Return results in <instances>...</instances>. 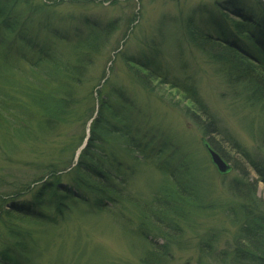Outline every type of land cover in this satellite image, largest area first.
<instances>
[{
	"label": "rangeland",
	"instance_id": "374dc122",
	"mask_svg": "<svg viewBox=\"0 0 264 264\" xmlns=\"http://www.w3.org/2000/svg\"><path fill=\"white\" fill-rule=\"evenodd\" d=\"M25 1L14 6L9 18L16 26L13 38L0 30V250L12 245L4 225L10 203L4 201L31 204L34 192L47 181L72 187L69 171L76 149L99 119L101 134L109 141L104 150L127 159L132 168L125 175L134 197L142 203L150 200L158 186L169 185L164 164L171 168L186 159L196 165L194 177L207 193L201 206L188 221L177 223L181 230L169 243L150 226L139 228L136 210H127L123 220L88 203H73L59 215L49 209L47 222L21 225L31 236L30 258L22 256L17 263L146 264L142 258L151 242L167 244V249L147 264H223L221 257L232 256L235 235L247 224L241 212L246 205L230 194L229 184L243 178L256 182V197L264 201V180L252 168L264 164V105L261 96L250 95H262L260 91H251V83L235 82L229 68L195 47L189 32L196 29L215 40L223 34L246 55L257 56L256 46L264 44L259 31L264 30V9L258 1L264 7V0H46L52 5L44 8L39 7L43 0ZM239 22L255 37L237 38L234 27ZM93 32L101 35V50L84 53L78 47ZM24 35L30 48L17 38ZM41 50L52 52L62 64L82 60L77 79L65 86L67 102L52 104V98L44 97H52L59 76L50 75L48 70H54L44 63L30 65ZM128 63L155 69L153 83L134 74ZM156 79L160 82L154 84ZM192 89L215 119L213 132L204 134L180 109L185 105L181 93L188 97ZM125 127L132 128L137 145L148 143L154 151L143 157L134 144L138 161L134 155L129 163L123 140L108 136ZM205 144L220 156L223 171ZM161 148L164 158L158 160L155 149Z\"/></svg>",
	"mask_w": 264,
	"mask_h": 264
},
{
	"label": "trees",
	"instance_id": "16d2710c",
	"mask_svg": "<svg viewBox=\"0 0 264 264\" xmlns=\"http://www.w3.org/2000/svg\"><path fill=\"white\" fill-rule=\"evenodd\" d=\"M20 1L22 2V0H0V30L10 35V39L13 38V32L16 30V26L9 18L12 15L14 6ZM28 1L29 0H26L25 2ZM51 5L50 2L43 0L42 4L38 6H43L44 8ZM258 5L264 9L260 1H258ZM31 7L32 5L30 8ZM33 7L35 8L34 4ZM26 25L29 27V25L24 22L23 27H26ZM112 25L113 24H108V27ZM241 27L249 26L242 23L240 24V22L236 24L234 27V34L237 38L240 37V39L243 40L244 38L248 39L250 37H255L249 32V28L246 29ZM259 31L261 33L264 32L263 29ZM94 33L95 32L91 33L89 37L87 36V39L84 40V43L87 44L84 45L83 43V45L80 46L82 42L80 43L78 48L81 49L84 47V53L100 52L101 49L98 50V42L101 40V35ZM189 35L192 43L197 49L207 55L211 60L213 59L217 63L224 64L227 69H230L228 71V76L232 77L235 82L251 83L253 85L251 91L254 93L260 91L262 95H250L252 98L261 96L262 98H259V100L261 99L260 102L264 105V44L262 42H260L261 44L259 46H256L257 56L251 57L246 55L243 50L237 48V43L226 40L228 38L223 34L218 36V40H215L211 36L196 29L194 31L193 29V31L189 32ZM17 38L20 42H25L27 47L30 48V45L25 40V35L24 37L19 36ZM89 40H92L93 44H91V42L89 44ZM80 41L79 39V42ZM20 44L22 46V43ZM40 52L41 55L35 62L31 61L32 64L30 65L34 68L44 63L46 67L56 72L54 74V71L48 70V73H51L50 75L59 76V83L52 97L48 95L44 97L46 100L52 98V100H54L52 104L67 102L68 96L67 94L65 95L67 91L65 86L68 82L77 79V71L80 68L78 65L82 60H80V58H75L73 62H64L62 64L61 58L54 56L52 52L42 50ZM20 53L24 55V52ZM128 66L134 71V74H141L144 80L146 79L147 82L153 83L155 77L152 75L151 71L155 69H151L149 65L145 64H143V67L147 66V71L129 63ZM159 82L160 80L156 79L154 84ZM188 92L190 93L188 97H184V94L181 93V100L184 101L185 105L180 107V109H182L184 114H189V116L196 121L204 134L213 132L215 122L213 115L209 112V109L203 101L197 97V93L194 89ZM42 104L43 108H40L44 109L45 103L43 102ZM44 115L47 116V114ZM49 116L51 117V115ZM98 120L99 119H96L89 128V137L86 145L79 153L77 162L69 171V182L71 183L69 186L72 187H63L59 185L58 180H55V183L47 181L34 192L31 204L17 203L11 199L4 201L5 203H10L9 209L4 213L7 219V223L4 225L6 226L5 229L12 245L6 246L0 250V264H18L17 261L22 256H26L27 261H29V250L27 246L31 236L27 230L22 229L21 225H24V222L28 221L39 224L47 222V218L49 217L45 211L49 209H53L54 212L59 215L71 209L74 206L73 203H88L98 210H109L123 220H125L126 214H129L127 210H136L139 228L146 229V227L150 226V228L147 229L152 230L153 233L159 235L168 243L178 237L177 235L175 236V234L181 230L178 224L188 221L194 209L198 211L196 207H199L198 204L201 206L200 200L202 199L200 198L204 199L207 193H204L202 186H199L197 176L194 177L196 169L194 162L182 159L179 161V164L171 168L164 164L162 169L164 170V174L169 178V185L167 184V187H163V185L158 186L155 195L151 197L150 200L142 203L141 201L143 199L134 197L133 192L128 187V178L125 174H130L132 168L126 164L125 161H127V159L125 158L126 160H124L116 153L104 150V147H108L109 141L103 138L101 134L103 127ZM117 120L119 122H124V119L121 117H118ZM114 134L115 135L108 136L113 140H123L121 149L127 152L129 159L131 157L129 163L134 162V155L135 160L138 161V157L134 154V144H136L134 140H138V137H136L132 128L125 127L115 131ZM260 134L261 141L264 143V118ZM225 135L228 136L230 140L232 139L228 134ZM210 142L218 151L219 148L215 143H212L211 138ZM136 146H139L143 157H145V153L148 150L151 152L154 151L148 146V143L141 144V142L138 141V145L136 144ZM164 151V149H160L155 152L158 160H163ZM223 157L225 158V156ZM188 167L190 169H188ZM252 168L257 172L259 178L264 180V164L261 166L257 163L252 165ZM192 177L195 179L194 181H191ZM255 188L256 182H248L245 178H243L242 181L238 180L235 181L234 184H229L228 190L230 194H232L237 201L246 205L241 209V212L243 217H246L244 220L247 224H244L241 230L235 235L232 256L229 258L227 254V256L221 257L220 262L223 264H264V201L256 197ZM247 210H249L248 213H246ZM249 220H251L253 224L251 222L248 224ZM150 243L148 245L151 251L148 250L145 252L142 263H149L148 258L159 255L158 253H160L163 248L164 250L167 249V244L162 247L161 245L156 246ZM9 247H13L14 249ZM19 249H25V252ZM150 260V262L155 263L159 261L157 259Z\"/></svg>",
	"mask_w": 264,
	"mask_h": 264
},
{
	"label": "water",
	"instance_id": "95a60500",
	"mask_svg": "<svg viewBox=\"0 0 264 264\" xmlns=\"http://www.w3.org/2000/svg\"><path fill=\"white\" fill-rule=\"evenodd\" d=\"M207 146V151L211 157L212 162L218 167L220 171H223L226 168V165L221 160L220 156L215 153L212 149L209 148L208 144H205Z\"/></svg>",
	"mask_w": 264,
	"mask_h": 264
},
{
	"label": "bare ground",
	"instance_id": "6f19581e",
	"mask_svg": "<svg viewBox=\"0 0 264 264\" xmlns=\"http://www.w3.org/2000/svg\"><path fill=\"white\" fill-rule=\"evenodd\" d=\"M204 103V102H203ZM208 108V107H207ZM93 121V120H92ZM92 121H90V122H92ZM162 149V148H161ZM156 150V152L158 151V150H160V149H155ZM107 165V164H106ZM29 258H30V256H29Z\"/></svg>",
	"mask_w": 264,
	"mask_h": 264
}]
</instances>
